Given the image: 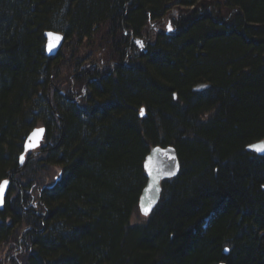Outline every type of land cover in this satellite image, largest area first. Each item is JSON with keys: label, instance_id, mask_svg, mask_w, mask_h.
I'll list each match as a JSON object with an SVG mask.
<instances>
[{"label": "trees", "instance_id": "trees-1", "mask_svg": "<svg viewBox=\"0 0 264 264\" xmlns=\"http://www.w3.org/2000/svg\"><path fill=\"white\" fill-rule=\"evenodd\" d=\"M162 2L0 0V183L17 180L0 210L1 264H264V156L246 149L264 138V0H175L195 10L173 37L156 29L138 60L120 24L141 28L134 19L166 14ZM45 29L64 33L56 56ZM103 33L105 58L91 50ZM99 56L106 68L89 72ZM40 125L44 146L21 170ZM156 145H174L183 167L133 223Z\"/></svg>", "mask_w": 264, "mask_h": 264}, {"label": "bare ground", "instance_id": "bare-ground-1", "mask_svg": "<svg viewBox=\"0 0 264 264\" xmlns=\"http://www.w3.org/2000/svg\"><path fill=\"white\" fill-rule=\"evenodd\" d=\"M170 4H172V5L170 6L169 9H167L166 14H164V9L161 8V7H159L160 14H157V12L150 11L149 8L147 7V9L145 11V17L142 20H140L141 17H136V19H134V21H136L137 26L141 27L139 29L134 28L136 25H134L132 23L128 24L126 22H122L120 24V27H119V30H118V34L120 35V37H118L119 41H117V42L119 44L126 45L125 47L129 48V50L131 51L130 53L132 54V56L133 55L138 56L137 59L141 60V59H143L145 57V52H148V49L145 50L143 48L142 42L139 39L140 37L145 36V38L151 39L152 43H155L156 38H157V34H156L155 30L157 29L158 31H162L163 28H166L168 30V35L169 36L173 37V36L177 35V33L181 30V25L179 23V20L181 19L182 15L187 14L188 12H193L195 9L189 8L190 6H187V5L185 6L183 4L176 3L175 0H167V1L163 0V2H162V5H170ZM196 9H198L197 5H196ZM45 30H46L45 33H44L45 34V41L42 42V46L44 48V51L47 54L49 51H52V50H49V48H53V46L49 42V36H48L47 33L51 32V31H54L53 34L54 35H58L57 32H61V31H56L54 29H45ZM111 39H112V36L109 35V33H107V34L103 33L102 35H99L96 38V44L95 45L93 44V46L91 48V50L93 52V55L97 56V55L105 52L106 50H108L107 52H110L111 51V45L109 44V41ZM112 43H115V41L113 40ZM86 60H94V59L93 58H91V59L87 58ZM91 62H89L88 64H90ZM103 66L105 67V65H103ZM95 68H96L95 66H92V67L88 68V71L92 72V71L95 70ZM78 84H79L78 80H74L71 83H69L71 91L72 90L76 91V89L78 88L77 87ZM200 84L209 85L207 88H204L201 91H204V90H206V89L211 87V85L209 83H200ZM73 100L76 101L77 103H80V101H82V97L81 96H77V95H73ZM142 111H143L142 107H140L139 116L141 118L145 117L144 112H143V114H141ZM31 133H32V131H31ZM254 142H257V141H254ZM254 142H252V143H250V144H248L246 146V149L248 151H251L250 149H248L249 148L248 146L253 144ZM38 145H43L42 140H39V144ZM170 147L174 148L173 150H174V152H176V156L177 157L169 159V160L167 159L166 162H159V164H158V167H165L166 169L171 171L170 172V176H166L164 178L168 182H172L173 179H175L178 176V174H179V173H177V170L181 171V169L183 167L182 159H181V157L178 154L177 148L174 145H170ZM260 156H264V154H260ZM19 164H20L21 170H22L23 167L27 163L26 162H22L20 160ZM54 168H57L59 170L58 166H54L53 169H52L53 172L55 171ZM145 173H146L147 181H146L143 189L148 186V183H149V180H150L146 169H145ZM8 179L11 181V180H13V177L9 176ZM16 181L17 180L15 178L13 180V182H16ZM141 194H142V191H141ZM141 194H140L139 200H138V208H139V210H140V205L143 202ZM155 194H157V191L155 192ZM159 196H160L161 199H162V197H164V189H161L159 191ZM23 199H24V197H23ZM22 201L24 202V200H22ZM144 205H147V203L144 204ZM131 215L134 216L133 217V221H132L133 223L142 220V219L140 220L139 218H137L135 216L136 214H134V212L131 213ZM134 219H137L138 221H135ZM29 228H32V227L24 228L23 232H25ZM7 264H13L12 260H10Z\"/></svg>", "mask_w": 264, "mask_h": 264}, {"label": "water", "instance_id": "water-1", "mask_svg": "<svg viewBox=\"0 0 264 264\" xmlns=\"http://www.w3.org/2000/svg\"><path fill=\"white\" fill-rule=\"evenodd\" d=\"M47 34L49 36V42L54 48V49L49 48V50H52V51H49L48 55L56 54L63 44V41H64L63 35L61 34L54 35L53 32H49ZM49 34H52V35L50 36ZM56 37H60V39L56 40ZM208 86L209 85L207 84H198L195 86L194 90L201 91L202 89L207 88ZM38 130H43V131L40 132ZM44 132H45V128H36L29 135L26 141V148L29 149V148L38 146L39 140L42 139ZM261 144H264V139L259 140L249 145L248 149H250L251 151H255L252 146L261 145ZM173 149L174 148L170 146L166 148L161 147V146L152 147L150 153L146 157L145 168H146V171L148 173L150 180H149L148 186L143 189L142 194H141L143 202L140 205V210L142 214L144 215H149L154 210L155 206L160 200L159 191L162 189V181L164 180L166 176H170L171 171H169L165 167H158V164L159 162H166L167 159L169 160V159L177 157L176 152H174ZM257 153L264 154L262 152H257ZM23 159H24V154L21 156V161H23ZM177 173H179V170H177ZM5 181H7L6 185L4 184ZM5 181L2 183L1 185L2 187H0V209L3 208L5 204L4 198L10 186V181L9 180H5ZM156 191H157V194H155ZM146 203L147 205H144ZM145 208L149 209L147 214H145V211H144ZM221 264H225V263H221Z\"/></svg>", "mask_w": 264, "mask_h": 264}, {"label": "rangeland", "instance_id": "rangeland-1", "mask_svg": "<svg viewBox=\"0 0 264 264\" xmlns=\"http://www.w3.org/2000/svg\"><path fill=\"white\" fill-rule=\"evenodd\" d=\"M156 31V30H155ZM102 57L103 58H105L106 56L104 55V53L102 54ZM103 62H107V61H103V60H101V57L99 56V58H98V60H95V61H92L90 64H87V66H86V68L88 69V68H90V67H92V66H95L96 68H95V70L99 67V68H101L102 70L104 69V66L102 65V63ZM94 70V71H95ZM78 90V88L76 89V91ZM55 169V171L54 172H52V176L50 177V179H49V182H53V180H51V178L53 177L54 178V176H56L57 174H58V169L57 168H54ZM136 217L137 218H141L142 220L144 219V217L142 216V215H137L136 214ZM135 221H138L137 219H134Z\"/></svg>", "mask_w": 264, "mask_h": 264}, {"label": "snow or ice", "instance_id": "snow-or-ice-1", "mask_svg": "<svg viewBox=\"0 0 264 264\" xmlns=\"http://www.w3.org/2000/svg\"><path fill=\"white\" fill-rule=\"evenodd\" d=\"M49 35L51 36L52 34H49ZM59 39H60V37H56V40H59ZM141 114H143V111H142ZM38 131L42 132L43 130H38ZM34 135H35V133H34ZM252 147H253V149H254L255 151L264 153V144H261V145H255V146H252ZM4 184L6 185V184H7V181H5ZM0 187H2V186H0ZM148 210H149L148 208H145V209H144L145 214H147Z\"/></svg>", "mask_w": 264, "mask_h": 264}]
</instances>
